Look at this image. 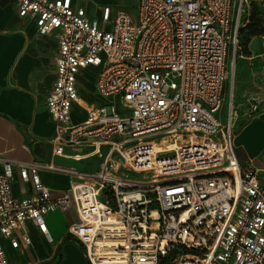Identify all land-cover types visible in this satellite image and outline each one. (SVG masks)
<instances>
[{
    "label": "built area",
    "instance_id": "obj_1",
    "mask_svg": "<svg viewBox=\"0 0 264 264\" xmlns=\"http://www.w3.org/2000/svg\"><path fill=\"white\" fill-rule=\"evenodd\" d=\"M17 4L39 35L57 38L52 157L101 162L82 170L0 156V264L2 241L17 248L21 225L49 238L46 216L72 208L67 233L88 264H264L260 170L238 160L237 112L223 109L235 0H135L134 15L106 6L99 18L73 0ZM83 84L104 102L82 101ZM74 104L87 113L80 123ZM42 172L66 175L68 186L47 187ZM16 173L31 196L12 194Z\"/></svg>",
    "mask_w": 264,
    "mask_h": 264
},
{
    "label": "crops",
    "instance_id": "obj_2",
    "mask_svg": "<svg viewBox=\"0 0 264 264\" xmlns=\"http://www.w3.org/2000/svg\"><path fill=\"white\" fill-rule=\"evenodd\" d=\"M17 1L0 0V156L95 170L101 162L96 158L76 162L52 157L55 123L47 111L46 100L56 79L57 38L54 34L39 35L33 20L19 16ZM89 3L90 0H73V5L87 9ZM86 75L90 76V72ZM90 80L93 81L91 76L86 81L93 83ZM90 84L80 85V97L87 105H99L104 100ZM86 114L83 107L74 104L72 123L84 121ZM235 148L241 164L251 162L260 170L264 186V112L236 129ZM40 176L51 189L68 186L66 175L42 172ZM33 192V185L23 182L16 173L12 194L26 197ZM45 220L49 238L26 222L13 234L19 242L17 248L12 247L10 239L2 241L6 264H88L83 247L67 233L69 225L77 221L75 209L55 211ZM23 235L29 237V244L23 243Z\"/></svg>",
    "mask_w": 264,
    "mask_h": 264
},
{
    "label": "rangeland",
    "instance_id": "obj_3",
    "mask_svg": "<svg viewBox=\"0 0 264 264\" xmlns=\"http://www.w3.org/2000/svg\"><path fill=\"white\" fill-rule=\"evenodd\" d=\"M235 5L239 13V43L235 56L233 52L229 56L223 109L232 104L237 112L238 131L254 115L264 112V0H235ZM106 6L114 14L118 10L135 14V0H90L88 4L98 18ZM90 76L86 75L83 81Z\"/></svg>",
    "mask_w": 264,
    "mask_h": 264
},
{
    "label": "trees",
    "instance_id": "obj_4",
    "mask_svg": "<svg viewBox=\"0 0 264 264\" xmlns=\"http://www.w3.org/2000/svg\"><path fill=\"white\" fill-rule=\"evenodd\" d=\"M238 39H239V36H238ZM238 43H239V40H238Z\"/></svg>",
    "mask_w": 264,
    "mask_h": 264
}]
</instances>
